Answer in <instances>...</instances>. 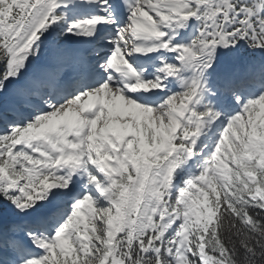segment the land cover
Returning a JSON list of instances; mask_svg holds the SVG:
<instances>
[{
	"label": "snow or ice",
	"instance_id": "obj_1",
	"mask_svg": "<svg viewBox=\"0 0 264 264\" xmlns=\"http://www.w3.org/2000/svg\"><path fill=\"white\" fill-rule=\"evenodd\" d=\"M0 264H264V0H0Z\"/></svg>",
	"mask_w": 264,
	"mask_h": 264
}]
</instances>
